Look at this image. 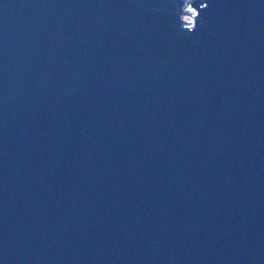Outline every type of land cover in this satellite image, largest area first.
Segmentation results:
<instances>
[{"label": "water", "instance_id": "obj_1", "mask_svg": "<svg viewBox=\"0 0 264 264\" xmlns=\"http://www.w3.org/2000/svg\"><path fill=\"white\" fill-rule=\"evenodd\" d=\"M0 264H264V0H0Z\"/></svg>", "mask_w": 264, "mask_h": 264}, {"label": "rangeland", "instance_id": "obj_2", "mask_svg": "<svg viewBox=\"0 0 264 264\" xmlns=\"http://www.w3.org/2000/svg\"><path fill=\"white\" fill-rule=\"evenodd\" d=\"M191 13V8L190 7H188V6H185V8H184V14H183V17H182V19L184 20V21H188V14H190ZM187 14V15H186Z\"/></svg>", "mask_w": 264, "mask_h": 264}]
</instances>
